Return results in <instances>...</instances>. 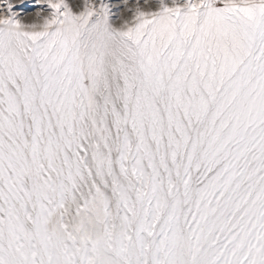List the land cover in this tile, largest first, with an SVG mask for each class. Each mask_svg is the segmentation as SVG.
<instances>
[{
  "label": "snow or ice",
  "instance_id": "snow-or-ice-1",
  "mask_svg": "<svg viewBox=\"0 0 264 264\" xmlns=\"http://www.w3.org/2000/svg\"><path fill=\"white\" fill-rule=\"evenodd\" d=\"M0 264H264V0H0Z\"/></svg>",
  "mask_w": 264,
  "mask_h": 264
}]
</instances>
